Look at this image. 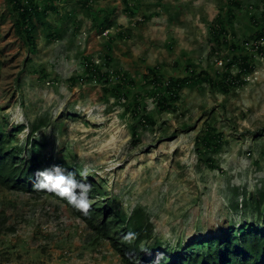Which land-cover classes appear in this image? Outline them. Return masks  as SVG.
Returning <instances> with one entry per match:
<instances>
[{
    "label": "rangeland",
    "instance_id": "rangeland-1",
    "mask_svg": "<svg viewBox=\"0 0 264 264\" xmlns=\"http://www.w3.org/2000/svg\"><path fill=\"white\" fill-rule=\"evenodd\" d=\"M34 2L50 11L34 16L31 46L14 3L0 0V125L25 127L13 140L24 157L39 143L44 156L87 170L127 214L143 209L153 226L143 247L160 242L180 252L194 238L246 224L264 230L251 208L264 191V41L255 36L264 33V0ZM105 15L110 29L101 33ZM214 25L225 30L218 40ZM235 56L247 57L252 71L236 80L237 64L223 89ZM95 65L109 83L89 72ZM155 67L166 79L187 77L190 67L215 86L196 79L161 111L144 80ZM123 75L131 91L117 98ZM208 127L223 142L201 158ZM0 264L124 263L64 201L0 185Z\"/></svg>",
    "mask_w": 264,
    "mask_h": 264
},
{
    "label": "trees",
    "instance_id": "trees-1",
    "mask_svg": "<svg viewBox=\"0 0 264 264\" xmlns=\"http://www.w3.org/2000/svg\"><path fill=\"white\" fill-rule=\"evenodd\" d=\"M14 3V11L18 18L19 33L24 36L26 41L33 46L34 16L42 14L47 16L50 7L44 8L41 12L34 0H11ZM234 4L237 7V2ZM54 8V4L49 2V6ZM110 16L105 15L103 22L99 25L101 33L110 28ZM224 29L216 28L212 30L214 37L218 40ZM258 41H264V33H256ZM237 48V47H235ZM32 49V48H31ZM34 51V49H32ZM240 65V73L235 77L240 78L243 72H251L252 65L247 57H233L226 64L227 73L223 75L224 83L219 85L226 89L233 78L231 69ZM96 66V65H95ZM98 70H97V69ZM92 75L97 76L98 80L111 81L109 74L100 73L99 68H87ZM189 76L183 78H164L157 67L149 68L148 73L144 75L147 84L153 87L152 95L156 100V105L161 111H169L180 100L181 91L193 83L200 80L202 83L215 86V80L206 73H194L192 68H188ZM108 78V79H107ZM120 81L115 84L112 93L115 97L126 96L131 89L127 84L133 80L128 77H119ZM227 79V80H226ZM218 85V84H217ZM144 120V121H143ZM142 121L153 123L148 116H143ZM39 129L38 126L32 127V134ZM25 130L24 126H19L7 131V123L0 125V185L9 190L25 193L51 194L67 203L87 225L88 229L94 234L95 241H108L113 251L119 255L124 264H156L157 256L162 254L159 264H264V230L255 225L241 226L238 230L228 229L220 236H212L207 240L192 239L180 252H175L164 247L160 242L150 246H144L143 243L150 239L153 226L149 217L143 209L136 208L131 214H127L118 203L105 198L104 190L91 178L83 179L76 168L69 165L63 159H53L43 155L37 146L40 144L32 141L29 156L24 157V149L13 146L15 136ZM29 141V140H28ZM223 142V135L217 134L214 127H208L204 136L200 139L197 151L201 158L209 151L220 148ZM211 164V163H210ZM54 166H60L66 171L74 172L77 180L92 185V191L88 194L92 202L89 215H84L81 211L70 205L66 199H61L57 195L47 191H36L32 185L35 182L34 173L37 170L51 169ZM99 196V200H94ZM94 200V201H93ZM251 208L260 219L264 220V191H261L257 197H251ZM135 233L136 237L130 243L125 242L123 237L129 233ZM209 245L206 252H198L196 246Z\"/></svg>",
    "mask_w": 264,
    "mask_h": 264
},
{
    "label": "clouds",
    "instance_id": "clouds-1",
    "mask_svg": "<svg viewBox=\"0 0 264 264\" xmlns=\"http://www.w3.org/2000/svg\"><path fill=\"white\" fill-rule=\"evenodd\" d=\"M35 182L32 187L36 191H47L54 193L61 199L81 211L84 215H89L92 202L89 199V193L92 191V185L82 180L76 179L74 172L66 171L60 166H54L51 169L37 170L35 173ZM83 179H87V170L80 173ZM136 234L129 232L123 239L125 242H131ZM162 254L157 256L156 264L162 259Z\"/></svg>",
    "mask_w": 264,
    "mask_h": 264
},
{
    "label": "built area",
    "instance_id": "built-area-1",
    "mask_svg": "<svg viewBox=\"0 0 264 264\" xmlns=\"http://www.w3.org/2000/svg\"><path fill=\"white\" fill-rule=\"evenodd\" d=\"M98 64V63H97Z\"/></svg>",
    "mask_w": 264,
    "mask_h": 264
}]
</instances>
